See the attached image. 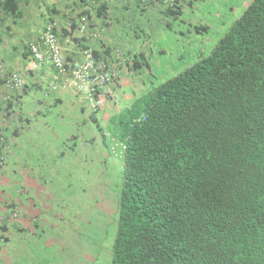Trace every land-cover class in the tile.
<instances>
[{
  "label": "trees",
  "instance_id": "16d2710c",
  "mask_svg": "<svg viewBox=\"0 0 264 264\" xmlns=\"http://www.w3.org/2000/svg\"><path fill=\"white\" fill-rule=\"evenodd\" d=\"M19 1L0 0V29L20 16ZM79 1L84 6L81 14L88 12L90 0ZM190 1H167L161 10L177 16ZM105 3L101 1L96 17L106 16ZM195 29L206 33L208 25ZM42 36L43 32L38 47L49 52ZM91 53L94 59L113 55L104 43ZM127 55L124 66L135 76L148 72L149 87L140 80L147 89L110 115L113 133L100 126L95 115L100 105L91 107L88 102L91 93L94 99H110L105 83L71 88L82 103L85 122L101 134V150L112 156L107 136L118 147L110 264H264V0L247 2L209 52L165 79H156L142 51ZM30 74L34 76V71ZM51 84L48 80L43 98L36 99L42 105L38 110L63 102ZM39 87L26 85L15 99L0 102V111L8 118L0 116V138H4L0 146L14 143L28 129L25 123L31 118L25 116L23 104H27L20 100ZM89 126V136L70 135L72 149L80 141L93 144ZM3 162L0 159V169ZM5 207L9 211L0 214V241L17 247L16 238L7 234L22 231L12 219L18 213L12 202ZM4 254L0 253V264H13V251Z\"/></svg>",
  "mask_w": 264,
  "mask_h": 264
},
{
  "label": "rangeland",
  "instance_id": "374dc122",
  "mask_svg": "<svg viewBox=\"0 0 264 264\" xmlns=\"http://www.w3.org/2000/svg\"><path fill=\"white\" fill-rule=\"evenodd\" d=\"M249 1L191 0V5L187 3L177 16L166 15L149 0L112 2L125 5L116 9L120 36L125 39L126 34L139 33L136 42L138 46L147 42L144 52L156 79H165L209 52ZM35 13L36 8H30L27 19L36 20ZM198 24L208 25L207 32L197 33ZM5 36L10 37L0 35L2 40ZM124 71L107 104L103 103L106 108L97 115L100 126L109 133L114 132L109 115L128 107L138 93L149 87L148 72L135 76ZM142 79L146 80L145 89ZM37 97L29 94L23 98L27 104H23L24 114L32 118V123L23 135L16 137L21 148L1 167L0 214L12 202L18 213L13 221L17 219L18 224L27 227L17 237V247L5 243L7 254L13 251V264H110L116 229L113 190L120 169L114 155L118 147L107 136L105 142L109 149L113 147L112 156L102 151L101 134L87 121L95 136L93 144L80 141L76 149H71L70 135L75 132L89 136L88 128L71 121L75 116L69 113L68 101L46 104L38 110L42 105L36 103ZM28 105L31 107L27 110ZM13 231L7 234L12 239Z\"/></svg>",
  "mask_w": 264,
  "mask_h": 264
},
{
  "label": "crops",
  "instance_id": "0c3cea01",
  "mask_svg": "<svg viewBox=\"0 0 264 264\" xmlns=\"http://www.w3.org/2000/svg\"><path fill=\"white\" fill-rule=\"evenodd\" d=\"M105 1V17H95V15H91L92 17V23H97L98 26L101 29V37L100 38H94L91 36L90 32H87L86 35L83 37L82 43H77L75 40H72V37H77L76 31H78L77 26L74 28H71V24L75 22L78 15L82 12L84 9L83 3L80 1L77 2V0H20L19 1V7L21 10L20 16L15 19V21L11 20L10 28L9 30H5L4 34H9V39L7 36H5V39L2 40V37H0V59L5 64L6 68L9 69H17L21 66L23 63V47L24 45L33 40H37L38 37H40V33L42 32V28L44 26V23L48 19H57L56 21L61 25L64 26V33L62 30L61 37L59 39L60 46L62 48V53L64 57H66L68 60H74L75 63H80L81 59L83 58V49L87 45L90 48H99L101 47V43H104L105 45L112 48V51L120 50V52L124 55L128 54L129 52H139L146 50L147 42H142L140 46H138L136 40L140 38L139 33H135L134 36H132V33L130 36L126 34V38H122L120 36V28L118 24L119 15L116 13V9L122 8L124 3H113L112 1L115 0H102ZM156 2V8L159 9L160 6L158 5L159 1L163 0H155ZM35 7L36 8V20H28L27 14L30 13V8ZM89 10L90 7L86 6ZM23 8L25 9L23 11ZM29 9V11H28ZM98 11L97 7L95 11H91L92 13H96ZM5 24H8L6 22ZM118 29V30H116ZM119 33L115 35V33ZM2 35V34H1ZM60 36V35H59ZM78 38V37H77ZM136 38V39H134ZM79 39V38H78ZM123 39V40H120ZM101 41V42H100ZM112 41V44L110 42ZM116 43V44H114ZM116 46V47H115ZM128 56V55H127ZM72 62V61H71ZM73 63V62H72ZM125 69L124 72L129 73L127 68L124 66L122 69L118 72L119 76H121V72ZM56 76L53 68L51 67L50 63L48 61H45L41 69L37 70L35 72L34 76L29 78L30 85L34 86H40V88L45 89V85H47L48 80H50L51 77ZM84 87H86V84H84ZM79 89V88H78ZM113 94V91H111ZM56 96H59L63 98V102L68 101L70 104L69 113L71 114V111L74 113L71 115H74L75 117L72 118V122L74 120L75 123L78 125H83L85 128L87 126V123L85 122V115L83 113V110L80 108L81 102L77 101L75 99L76 92H74L71 89H65L60 90L56 93ZM104 102H100V109L97 113V115L102 112L101 109L106 108L103 104ZM109 119V118H107ZM92 136V135H91ZM94 137V136H92ZM14 156L16 155L17 149L21 148L20 143L17 142V139L14 140ZM72 149V148H71ZM28 216V215H27ZM30 218V216H28ZM33 218V217H32ZM17 220V219H16ZM34 220V218H33ZM18 224V223H17ZM17 227H20L22 231H24L27 227L23 226L22 224H18ZM22 231L18 232L15 231L14 235L15 238L19 236V234L22 233ZM5 235V234H4ZM8 241L2 240L0 241V253H5V257L7 256L8 249H5V243ZM19 245V244H18ZM4 257V256H3Z\"/></svg>",
  "mask_w": 264,
  "mask_h": 264
},
{
  "label": "built area",
  "instance_id": "2783aa9c",
  "mask_svg": "<svg viewBox=\"0 0 264 264\" xmlns=\"http://www.w3.org/2000/svg\"><path fill=\"white\" fill-rule=\"evenodd\" d=\"M77 19V29L80 34L90 32L92 37H100L101 30L99 31L96 25L92 26V20L88 14L83 13ZM54 24V22L48 23L42 36L43 44L47 45L46 49L49 52L40 51L38 43L33 42L29 44V54L19 70L6 69L0 61V100H7L11 95L19 93L25 84L26 75L36 69L45 58L50 59L57 70L65 75L64 84L79 87L84 84L91 83L92 85L93 82H98L105 83V86H108L112 82L114 73L102 61L94 60L89 52L90 49L86 50L84 62L70 71L73 75H68L54 32Z\"/></svg>",
  "mask_w": 264,
  "mask_h": 264
},
{
  "label": "clouds",
  "instance_id": "9594fccd",
  "mask_svg": "<svg viewBox=\"0 0 264 264\" xmlns=\"http://www.w3.org/2000/svg\"><path fill=\"white\" fill-rule=\"evenodd\" d=\"M101 1L102 0H90V4H89V11L88 12H85V14H88V16L90 17V19L92 20V17L93 16H91V15H95V12L94 13H92L91 11H95L96 10V7H97V9L100 7V4H101ZM154 6H156V4H154L156 1L155 0H149ZM167 1H170V2H172L173 0H163V1H159V3H158V5L160 6V8L159 9H163V7H165V5H166V2ZM83 14V13H82ZM81 13L78 15V16H80V15H82ZM96 17V16H95ZM78 18V17H77ZM76 18V19H77ZM98 18V17H97ZM57 20V19H56ZM55 19H48L45 23H44V26H43V28H42V32H43V30L45 29V27H46V25L48 24V23H52V22H54L55 24H54V31L56 30V31H58V35L56 36V38H57V42H58V46H59V49H60V53H61V56H62V59L64 60V65L65 64H73V66L72 67H66L65 66V68L67 69V71H68V75H73L70 71L73 69V68H76V67H78L79 65H81L83 62H84V60H85V58H86V50L87 49H90V53L92 52V50H93V48H90L89 46H87V47H84V48H82L83 49V58L81 59V61H80V63H72L70 60H68L66 57H64V55H63V53H62V48H61V46H60V43H59V39L58 38H60V36H59V34L61 35L62 34V30H65L64 29V26H61L57 21H56ZM8 24H5V23H3V25H2V28L0 29V31L2 32V34L4 33V31L5 30H9V28H10V23H11V20L9 19L8 21ZM71 25V28H74L75 26H78V19L77 20H75V22H74V24L73 23H70ZM6 25L8 26V27H6ZM72 25H74V27H72ZM93 25H96L98 28H99V31L101 30L100 29V27L98 26V24L97 23H92V26ZM91 25H90V27H92ZM78 28V27H77ZM92 28H94V27H92ZM59 29H61V31L59 32ZM77 32V34L79 33L78 31H76ZM100 33H101V31H100ZM80 34V33H79ZM86 35V33L85 34H81V35H77V37L79 38V40L80 39H83V37ZM74 37V36H73ZM73 37H72V40H73ZM77 37H75V38H77ZM100 37H101V35H100ZM99 37V38H100ZM77 38V39H78ZM74 41V40H73ZM33 42H37V40H33V41H29L28 43H27V49L25 50V48H23V63L21 64V66L24 64V62L26 61V58H27V56H28V54H29V44L30 43H33ZM80 41H78V43H79ZM101 42V41H100ZM119 51V50H118ZM144 54H145V52H143ZM91 56H92V53H91ZM127 56V54L126 55H124V54H122L120 51L119 52H117L116 50L115 51H113V55L111 56V57H109V58H107V59H94L93 58V56H92V58L94 59V60H96V61H102L103 63H105V65H106V67L108 68V69H110L113 73H114V77H113V80H112V82L108 85V86H105V91L106 92H108V91H110V96H111V91H113V88H114V84L116 83V81L118 80V76H119V71L122 69V68H120L122 65H123V68H124V60L127 58L126 57ZM146 56V55H145ZM0 61L4 64V62L2 61V59H0ZM45 61H48L49 63H50V65H51V67L53 68V70H54V72H55V75L56 76H53V77H51L50 78V80H52V84L51 85H53L54 86V88L56 89V91H60V90H65V89H71V88H73V87H75V86H71V85H69V84H64V76L65 75H63V74H61L58 70H57V68L55 67V65L50 61V59H48V58H45L40 64L41 65H43L44 64V62ZM4 66H5V64H4ZM21 66L19 67V68H17V69H9V68H6V69H9V70H19L20 68H21ZM54 66V67H53ZM39 69V66L36 68V69H34L33 71H34V74H35V72H37V70ZM30 72H32V71H30ZM30 72L26 75V80H25V84H24V86H23V88L26 86V85H30V82H29V78H31V77H33V76H31V74H30ZM130 73V72H129ZM57 75H60V77L58 78L57 77ZM91 85V83H88V84H86V87H84V85H81L82 87H84L85 89H88L89 88V86ZM81 86H79L78 88H81ZM23 88H22V90H23ZM34 88V87H33ZM22 90L19 92V93H17V94H14V95H11V97H9V99H7V100H0V102L2 103L3 101H8V100H13V99H15V97L18 95V94H20V93H22ZM45 90L46 89H44L43 90V88H38V89H33V90H31V91H29V93L28 94H26L25 96H27V95H29V94H35V95H37L38 97L37 98H39V99H42L43 98V96H44V92H45ZM42 92V95L41 96H39L38 95V92ZM24 96V97H25ZM91 98L89 97L88 98V102H89V104H90V106L91 107H95V104H99L100 105V102L101 101H103L104 103H106V99L104 98V97H102V98H96V99H94L93 97V95H92V93H91ZM23 97V98H24ZM23 98H21V100L20 101H23ZM93 98V99H92ZM4 103V102H3ZM93 110H95V108L93 109ZM38 111V110H37ZM98 111L99 110H96L95 111V115L97 116V113H98ZM102 114V113H101ZM111 115V114H110ZM110 115H109V118H110ZM0 116H1V118L3 119V120H5V119H8L7 118V116H6V114H4V112L3 111H0ZM9 120H12V118L10 117L9 118ZM107 120V119H106ZM109 120V119H108ZM7 123V122H6ZM32 123V118L30 119V121L28 122V123H25L26 125H27V127L29 128V126H30V124ZM1 126V125H0ZM71 136L69 137V139L71 140ZM2 139H4L3 138V136L0 138V141H2ZM10 157H14V144L13 143H11V142H9L8 141V143L5 145V146H0V159H5V162H6V164H7V162H8V160L10 159ZM4 163V162H3ZM2 167V166H1ZM1 170V169H0Z\"/></svg>",
  "mask_w": 264,
  "mask_h": 264
}]
</instances>
